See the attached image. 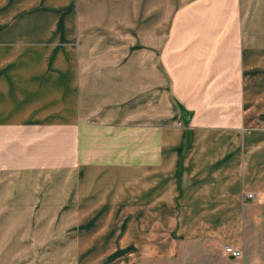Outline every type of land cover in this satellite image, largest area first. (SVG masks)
Listing matches in <instances>:
<instances>
[{"label":"crops","instance_id":"1","mask_svg":"<svg viewBox=\"0 0 264 264\" xmlns=\"http://www.w3.org/2000/svg\"><path fill=\"white\" fill-rule=\"evenodd\" d=\"M122 1L0 0V264H56L8 250L49 247L33 218L62 210L79 264L246 249L264 206V0H141L138 17L126 0L120 17Z\"/></svg>","mask_w":264,"mask_h":264},{"label":"rangeland","instance_id":"2","mask_svg":"<svg viewBox=\"0 0 264 264\" xmlns=\"http://www.w3.org/2000/svg\"><path fill=\"white\" fill-rule=\"evenodd\" d=\"M137 5L139 8H137ZM126 0H123L116 13H119L120 17L126 16ZM136 17L141 16V0H136ZM137 26V25H136ZM179 126V125H178ZM74 193L71 194V199L68 201L70 205H73ZM77 212V207L74 208ZM56 217H35L33 218L32 227H38L43 224L40 231L49 232L50 237L40 238L47 239V242L52 247H43L42 244L37 248H18L8 250V256L14 253V255L20 259L27 258L29 256L40 260L46 256L54 257L56 264H62V262H70V264H79L81 261V253L78 247V216H70L65 211L58 212ZM256 219L249 222V228L247 233L246 249L243 251V259H231L226 254L214 253L210 249L206 250V253H200L198 255L188 258H168L163 259L161 264H264V206L259 211L255 210ZM8 224L15 225L17 230L24 228L28 222L26 217H8ZM48 225V226H47ZM48 227L50 229H48ZM47 228V230H46ZM25 231L23 232L22 240H27L25 237ZM209 246V245H208ZM203 251V249H202ZM12 252V253H10ZM112 254H110L111 256ZM87 258V255L84 257ZM139 264H151L143 263ZM153 264V263H152Z\"/></svg>","mask_w":264,"mask_h":264},{"label":"built area","instance_id":"3","mask_svg":"<svg viewBox=\"0 0 264 264\" xmlns=\"http://www.w3.org/2000/svg\"><path fill=\"white\" fill-rule=\"evenodd\" d=\"M247 199H253L252 195H248ZM224 253L231 259H242V251L236 248L224 247Z\"/></svg>","mask_w":264,"mask_h":264}]
</instances>
